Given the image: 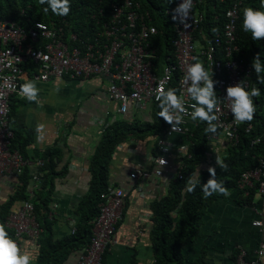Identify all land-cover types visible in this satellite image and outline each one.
Wrapping results in <instances>:
<instances>
[{"label":"built area","instance_id":"obj_1","mask_svg":"<svg viewBox=\"0 0 264 264\" xmlns=\"http://www.w3.org/2000/svg\"><path fill=\"white\" fill-rule=\"evenodd\" d=\"M244 1L235 0L232 7L225 12L223 33L216 35L213 41H207L205 47L199 49L195 35L200 32L198 30L203 17L195 9L196 0H192L189 18L185 21L189 27L185 28L179 22L180 17H177L174 21L172 51L162 56H157V51L147 46L149 38L157 31L154 26L148 24L149 12L141 10L139 4L133 0L112 3L102 27L94 36L85 38H78L71 32L68 40L63 39V26L54 23L34 22L30 28L24 29L12 21H0V179L6 174H19L27 163L19 152L10 150L13 133L8 127L9 102L13 94L20 93V83L26 78L23 65L27 60L38 66L37 73L32 77L33 81L38 83H46L51 77L64 75L73 79H89L93 76L108 79L106 95L110 101L119 104V112H125L132 103L158 102L155 97L161 84L164 85L165 91L175 84L176 94L184 100L185 107L191 112L190 105L194 101L186 92L183 77L189 65L197 61L202 62L205 70L213 73L212 79L216 82L214 90L219 100V110L214 111L217 116L214 123L221 126L210 140L216 141L222 137L226 143L235 144L240 123L234 120L231 113V102L226 98V89L238 83L244 88L248 85L246 79L250 68L232 57L239 51L235 30L238 7ZM173 2L177 8L183 0ZM165 14L173 16L174 11L167 10ZM38 24L43 27L38 28ZM30 43L32 45H28ZM74 43L78 45H69ZM219 54L223 55L222 61L218 59ZM198 122L199 120L192 121L190 116L184 115L183 123L177 126V130L173 131L171 125L167 124L164 135L157 139V151L152 158L155 167L153 172L138 167L131 178L169 174L172 163L171 148L175 147L169 143L170 138L176 134L183 135L189 125L191 128ZM250 129L251 125L248 124L245 132L248 133ZM263 143L264 130L262 135H257L252 140V145ZM180 152L185 155L186 147ZM180 155L176 153L174 159H179ZM161 159L165 161L164 165L161 164ZM209 164L210 162H207L205 165L209 167ZM182 168V164L177 161L174 170L178 179H182ZM172 177L173 175L170 178ZM253 188L256 189L254 196L259 197L261 202L260 206L254 209L258 218L252 222V226L262 227L264 158L260 159L255 167L242 173L238 180L237 189L243 190L245 196L249 194L247 189ZM125 199L126 192L122 189L109 191L107 196L103 197L90 243L80 252L76 264H102V254L108 245L114 243V234L122 219ZM6 228L12 232L18 247L22 237H38L41 227L35 219L33 205L25 203L12 213L7 219ZM239 251V255L231 264H262L264 242H260L254 256L249 260L246 259V250L239 247Z\"/></svg>","mask_w":264,"mask_h":264},{"label":"crops","instance_id":"obj_2","mask_svg":"<svg viewBox=\"0 0 264 264\" xmlns=\"http://www.w3.org/2000/svg\"><path fill=\"white\" fill-rule=\"evenodd\" d=\"M234 2L231 0L230 7ZM244 2L239 5V9ZM195 38L199 49L205 47L207 40L202 31L196 33ZM237 53L232 56L235 60ZM218 59L222 61L223 55L219 54ZM27 82H32L29 75H26L23 84ZM108 84V79L97 76L87 80L65 77L52 79L48 83H36L38 95L35 102L26 97H11L8 127L12 133H22L21 136L27 139L30 178L26 194L29 199H37L40 195L38 171L42 161L38 160L39 155L46 149L60 154L54 162L56 172L62 175L53 183L54 190L46 213L57 240L76 231L92 179L90 161L105 131L110 129L119 132L122 142L116 144L109 162V186L99 197L97 214L91 221V237L103 197L109 191L122 189L127 194L122 219L114 234V243L108 245L103 255L102 264H153L151 205L173 194L170 177L175 175L177 159L174 157L176 153L183 155L180 151L185 147L187 149L188 142L184 134L170 138L169 143L175 147L171 148L169 174L160 178H131L138 167L147 171L152 169L151 157L157 151L159 135L150 131L144 138H139L132 128L137 123L153 124L156 115L150 103H132L125 112H119V104L110 101L106 95ZM40 125L43 128L38 131ZM128 129L131 131L128 132ZM165 129L159 137L164 135ZM207 158L215 162L220 156L210 152ZM205 167L207 165L203 164ZM17 185L16 176L8 175L0 180V207L14 195ZM234 194H230L231 198L213 202L206 210L198 237L184 248L185 264H191L198 258L204 264H231L232 253L239 247L251 257L254 256L260 241L264 240V217L262 227L252 226V222L258 218L254 209L260 206L261 201L259 197L253 196L251 204L240 206L232 199ZM25 203L32 204L30 200L13 204L4 222L5 229L9 216ZM170 214L172 218L177 216L176 211ZM37 240L38 237H22L19 241L20 254L30 256L29 264H34L40 253L41 246ZM78 251L71 252L62 264H76ZM261 262L264 264V258Z\"/></svg>","mask_w":264,"mask_h":264},{"label":"trees","instance_id":"obj_3","mask_svg":"<svg viewBox=\"0 0 264 264\" xmlns=\"http://www.w3.org/2000/svg\"><path fill=\"white\" fill-rule=\"evenodd\" d=\"M139 2L144 9H148L151 13L154 25L158 33L153 37L152 46L156 48L158 55L171 52V43L174 36V22L172 16L165 14V11H174L173 0H133ZM114 2H122V0H68L70 11L67 16H57L52 13L48 3L40 4L39 0H0V21H12L17 26L28 29L34 22L54 23L63 26L64 32H75L78 38L86 35V33L94 28V21H91V15L96 14L100 8H103L104 14H107L106 6ZM231 0H196L195 9H198L203 15V21L198 31H202V35L207 41H213L214 37L223 33L225 23V12L230 7ZM252 8L255 11H262V0H246L240 7L238 12V20L236 24L235 37L238 46L236 60L242 61L245 66L250 68V74L247 80L246 91L251 92L252 88L260 90L259 97H253L255 106L254 118L251 122L240 123L238 131V140L235 144H231L225 154L219 159L227 165V168H221L212 161L210 167L215 168L216 180L221 182L229 193H235L234 199L240 206L249 205L253 201L255 188L247 189L249 194L244 195L243 190L237 189L238 180L242 173L255 167L259 160L264 158V143L252 145V140L258 135H262L264 130V72L256 74L251 67L255 56L259 54L262 66H264V41L252 39L251 32L243 30V10ZM48 8V12L43 11ZM213 9V10H211ZM28 45H32L31 43ZM74 43L70 46L76 47ZM34 47H36L34 45ZM23 68L30 70L32 62L27 60ZM175 83V81L173 82ZM169 89H175V84ZM158 103H153V111L156 120L153 124L137 123L132 129L138 134L139 138H144L148 132L159 134L166 127L165 122L158 116L160 108ZM11 113V112H10ZM250 124L251 129L245 132L246 126ZM207 124L199 121L197 125L187 128L184 133L185 140L188 142V150L185 155H180L177 159L183 168L180 171L182 179H178L176 174L173 176L170 185L174 191L169 197L162 199L160 202L153 203L152 208V246L154 252L153 264H185L184 248L186 245L198 237L202 218L209 206L218 200L231 198L229 195L224 196L217 193L204 198L202 185L206 184L211 178L208 168H203V164L207 159L208 152L206 144L212 138L213 133L205 131ZM131 131L128 129V132ZM157 132V133H156ZM117 133V134H116ZM216 132L215 134H217ZM22 133L13 132L10 150L20 153L25 162L29 161V152L26 148L27 139L23 138ZM125 134H123L124 136ZM158 135V136H159ZM23 139V140H22ZM122 142L119 132L105 131L103 139L98 145L89 165L91 181L84 211L81 213L76 231L70 235L64 236L57 240L53 236L52 223L48 221L46 213L51 202V195L54 190V181L62 173L56 172L55 158L60 154L50 149H46L39 159L42 161V167L38 171V182L40 195L37 199H29L26 194L30 178L28 163L24 165L19 174H6L4 177L11 175L18 178V185L15 188L14 195L11 196L7 203L0 207V224H4L6 217L11 212L13 204L16 202L28 201L32 202L36 221L41 227L38 235V244L41 246L39 255L34 264H62L71 254L77 250H83L89 244L91 238V221L97 214V205L99 197L109 186V162L114 152L116 144ZM203 168V169H202ZM198 169L200 183L196 185L193 192H187L188 178L196 173ZM202 169V170H201ZM0 179V180H1ZM176 211V218H172V212ZM9 238L12 239L10 231L5 229ZM264 242V240H263ZM239 248L232 253L233 260L239 255ZM205 255V252L204 254ZM248 257V258H247ZM246 259H251V255L247 252ZM191 264H204L200 258Z\"/></svg>","mask_w":264,"mask_h":264},{"label":"clouds","instance_id":"obj_4","mask_svg":"<svg viewBox=\"0 0 264 264\" xmlns=\"http://www.w3.org/2000/svg\"><path fill=\"white\" fill-rule=\"evenodd\" d=\"M46 2L51 8L52 13L57 16H67L70 11V5L68 3V0H39V3L42 5L45 4ZM134 2L139 4V7L141 10L149 12L150 19H149L148 24L156 28L150 11L148 9H144L139 2H136V1ZM110 5L106 6L107 14H104V11L102 10L103 8H100L96 14L91 15L90 19L92 23L94 21V28L90 29L86 33V35L83 36L84 38L91 37L92 35L94 36V33L100 27H102L103 20L105 16L108 15ZM262 7H264V0H262ZM191 8H192V0H183V2L180 3L179 6L174 9L173 16L172 15H168V16H172L173 22L177 20V17L179 16L180 17L179 22L183 24L185 28H187L189 27V25L185 23V21L189 18V12ZM48 10H49L48 8L43 9L45 13H47ZM37 27L38 28L43 27V25L38 24ZM243 30L245 32L250 31L252 34V39L254 41L264 39V11H255L250 7L245 8L243 10ZM156 31H157V28H156ZM71 32L67 34L65 33L63 35V39L68 40V36ZM72 33H75V32H72ZM157 33L158 31L156 32V34ZM155 35L149 38L147 42V46L149 45L152 49L156 50V48L152 46V40ZM157 56H162V55L157 54ZM194 59L196 58L194 57ZM32 67L33 68H31L30 70H26L25 68H23V70L26 73V75H29L31 77V81L33 83L27 82L23 84L24 82L22 80V82L20 83V87H19L20 93L13 94L12 97L13 96H16V97L19 96L20 98L26 97V99L29 101H32V102L36 101L37 95H38V89L35 87V84L38 82L33 81L32 77L33 75L37 73L38 66H35L32 63ZM251 67L253 68L256 74H260L261 72H264V66H262L259 54L254 57ZM65 77L69 79H73V78H70L68 75H64L58 78L51 77L49 81H47L46 83L50 82L52 79H60V78H65ZM212 77H213V73L211 72L210 74L209 71L205 70L202 62L197 61L187 67L186 73L183 77V83L186 86V92L188 96L191 98L192 101H194V103L190 105L192 109L191 112H189L188 109L185 107L184 100L176 94V89H168L167 91H165L164 85L161 84L157 89V94L155 97V99L159 102L158 106L161 109L160 112L158 113V116L162 118L164 122L171 125V128L173 131L177 130V126L183 123V116L188 115L190 116L192 121L199 120V121L205 122L207 124V128L205 129L206 132L213 133V134L218 132L217 128L220 127L221 125L214 123V121L217 120V116L214 114V111L219 110L217 107L219 100L214 90L215 88L214 86L216 82L212 79ZM76 79H83V78H76ZM260 82L264 83V80H261ZM259 96H260V90L258 88L253 87L251 92H248L245 90V88L242 86L241 83H238L235 86H230L226 89V98L231 102V105H230L231 113L236 122L243 123V122H251L253 120L256 109H255L252 98L259 97ZM158 102L149 101L146 103H150L152 105L153 103H158ZM140 103H143V102H140ZM140 103H137V104L139 105ZM9 107H10V110H9V115H10L11 114L10 113L11 112L10 102H9ZM9 115H8V120H9ZM42 128H43V125H40L37 130L40 131ZM158 137L159 136H157V139ZM39 138L42 139V137H39ZM210 141L206 144V146L209 144L214 146L215 142L211 143ZM187 150H188V147H187ZM155 153L152 154V157H151V163L153 167L151 170H148L150 173H152L155 168L152 162V158H153V155H155ZM209 153L210 152H208L207 157ZM207 162H210L209 168L208 167L207 168H208L209 176L211 178L207 181L206 184L202 185V192H203L204 198H207L213 195V193H217V194L224 195V196L229 195L230 194L229 190L226 187H224L221 182H218L216 180L215 168L210 167L212 165V161L210 159L208 160L207 158L204 164H206ZM215 162H216V165H219L221 168H225V169L227 168V165H225L219 158H217ZM161 164L162 165L165 164V161L163 159H161ZM141 169L144 171H147L144 168H141ZM150 177L160 178L162 176L156 177L152 175ZM141 178L143 177H138L136 178V180L141 179ZM172 178H170V180ZM198 183H200V176H199V172L197 169L196 173L188 178L187 192L189 193L193 192ZM10 233L12 234L11 231ZM81 251L82 250L78 251L79 254ZM20 252L21 250L18 247L17 243L13 239L9 238L8 233L5 230L4 224H0V264H29L30 256L28 254L21 255ZM104 253L102 254V262H103ZM79 254H78V257H79Z\"/></svg>","mask_w":264,"mask_h":264},{"label":"rangeland","instance_id":"obj_5","mask_svg":"<svg viewBox=\"0 0 264 264\" xmlns=\"http://www.w3.org/2000/svg\"><path fill=\"white\" fill-rule=\"evenodd\" d=\"M229 146L230 144L226 143V141L221 137L215 141L214 146L211 144L207 145L206 151L211 152L214 156L217 155L222 157Z\"/></svg>","mask_w":264,"mask_h":264}]
</instances>
